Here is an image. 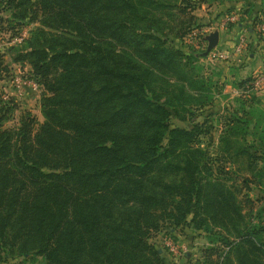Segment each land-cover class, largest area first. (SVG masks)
I'll use <instances>...</instances> for the list:
<instances>
[{
  "label": "trees",
  "instance_id": "obj_1",
  "mask_svg": "<svg viewBox=\"0 0 264 264\" xmlns=\"http://www.w3.org/2000/svg\"><path fill=\"white\" fill-rule=\"evenodd\" d=\"M207 1L0 0L5 29L39 23L9 50L45 91L44 121L26 111L9 127L17 104L0 93V264H170L152 238L189 228L210 244L196 264H264L246 193L264 185V125L226 107L211 155L199 54L175 44ZM219 1L216 20L241 15L228 32L262 38L253 0ZM10 72L0 54V80ZM229 162L252 176L233 180Z\"/></svg>",
  "mask_w": 264,
  "mask_h": 264
},
{
  "label": "rangeland",
  "instance_id": "obj_2",
  "mask_svg": "<svg viewBox=\"0 0 264 264\" xmlns=\"http://www.w3.org/2000/svg\"><path fill=\"white\" fill-rule=\"evenodd\" d=\"M224 6L225 5H223V3H221L219 0H208L207 2L203 3L202 7L197 9L195 12L202 23V26L196 29L208 30V28L211 26L216 27L215 25L217 20L215 16L217 14L220 15L219 12L222 11ZM11 18L12 16L10 15L9 11H0L1 30L7 31L8 29L5 28H13V22L11 21ZM37 26H39V23L34 21L26 22V24L21 25L20 27L27 28L30 30V32H32ZM243 30L244 29H242L240 33H242ZM223 31L224 30H220L222 42L220 41L221 43L213 48V50H211L208 54H205V52L209 43L206 46L205 51L191 47V33H189L182 41L175 40L176 46H183L186 50H196L199 54L192 63L191 67L194 69L193 73L191 74L194 83L203 85L206 94H209L213 99L212 105L209 108H211L214 112H217L209 124L210 126L213 125V127L210 128L211 134L204 136V142L202 143V146L213 156H220L221 154L219 151V138L224 126L221 124L219 116L226 113V107L232 112L236 110L240 111L244 117L247 116L249 119H251V127L254 126V122L256 121L261 122L262 126L264 125V60L259 54H257L256 50L254 51L251 48V43L249 45L250 47L248 46L249 49L243 52L242 55L237 56L235 59L234 56L236 55L233 54L227 59L222 58L219 53H223L226 49L230 50L233 45L231 42L224 40ZM229 31L232 32V29ZM245 33L248 41L250 40L251 42L252 37L249 30H247ZM262 34H264L263 29ZM261 36L264 38V35ZM252 51L254 53L256 52L255 54L257 55L255 59L253 58V61L249 59V54ZM0 54L3 55L4 62H6V64L11 68L10 74H7L0 80V93L2 96L3 94H8L10 99H12L15 104H17V109H15L12 116L6 120V126L9 127L16 124L21 114L26 111L32 112L35 116H37L39 122H43L44 115L41 104L43 96L45 95V91L35 92L28 89L20 93L16 90L11 81L12 73L15 72H22L27 76L31 75V66L29 64H18L13 62V54L9 49L5 50V52L0 50ZM214 54L217 55L215 56ZM245 63L247 64L246 67L242 68L244 67L243 64ZM241 82H245V84L244 86L240 87L239 84ZM29 92L30 95L27 96ZM244 110H246L248 114H245ZM201 120H203V118H200V121ZM237 166L239 165H233L230 162L226 165L228 170H232V172H230L228 175L232 176L233 180L241 183L243 177L252 176L251 173H246L247 171L245 169L241 170L240 167ZM236 168L241 171L238 172L237 175L234 174L236 172ZM250 186L251 190H246V193H248L253 199L254 204L253 215L251 216V219L253 217L255 224H261L264 226V185L261 187L255 183H251ZM201 234L200 232L189 228L185 232L177 231L174 238L166 230H163L162 232L154 235L152 242L160 248V251H163L170 264H196L203 256V248L206 249V247L210 246L208 242V236L204 233ZM170 236L174 239L177 245L181 247L180 253L178 255L174 254L165 246V239L166 237ZM187 253H191V255L186 256ZM22 260L23 259H10L8 262H3L1 264H18ZM39 263L40 262H25V264Z\"/></svg>",
  "mask_w": 264,
  "mask_h": 264
},
{
  "label": "built area",
  "instance_id": "obj_3",
  "mask_svg": "<svg viewBox=\"0 0 264 264\" xmlns=\"http://www.w3.org/2000/svg\"><path fill=\"white\" fill-rule=\"evenodd\" d=\"M240 19H241L240 14L230 13L217 19L215 25L216 27L211 26L210 28H208V30L194 29L190 35V43L192 45L191 47L205 51L206 46L209 43L208 36L211 33L215 31H219L220 33V30H224V31L228 30L229 25L231 23L236 24L240 21ZM259 29L261 32L262 29L264 30V17H261ZM247 30H248L247 28H244L243 32L240 33V35L237 38V41L232 45L230 50L226 49L227 52L225 50L223 53L220 52L219 55L222 58L227 59L232 54L237 55L245 52L248 49V46L250 45L245 33ZM30 33H31L30 30L23 27L16 29V32H13L11 30L5 31L0 29V50L5 52V50H8L11 46L23 44L24 41L30 37L31 35ZM214 55L216 56L217 54ZM11 81L13 86L20 93L28 89L35 92L43 91L42 86L35 78H33V76H27L22 72L13 73ZM3 98L5 100H9L10 96L8 94H3ZM165 246L174 254L178 255L180 253L181 247L177 245V243L174 241V239L171 236L166 237Z\"/></svg>",
  "mask_w": 264,
  "mask_h": 264
},
{
  "label": "crops",
  "instance_id": "obj_4",
  "mask_svg": "<svg viewBox=\"0 0 264 264\" xmlns=\"http://www.w3.org/2000/svg\"><path fill=\"white\" fill-rule=\"evenodd\" d=\"M253 1L255 2V5H256V11H258V12L262 11L263 14L261 17H264V0H253ZM240 32H241V30L236 28V27L232 29V32H230V31L228 32V30H225V31H223V38H224V40H227V41L231 42L232 44H234L235 43L234 41H237L236 38H238V34ZM251 37H252V39H251L252 41L250 42V40H249V44L251 43V46H252L251 48L254 51L256 50L257 54H259L261 56V58L264 60V38H263V36L261 39L255 38L252 35H251ZM220 41L222 42L221 36H220ZM220 41H219V43H221ZM223 43H226V42H223ZM255 53L253 51L250 52V54H249L250 60L253 61V58L255 59V57L257 56ZM242 54L243 53L237 54L236 56H234V59L237 56H240ZM246 65L247 64L245 63V64H243L244 67H242V65H241V67L245 68ZM29 95H30V92L28 93L27 96H29ZM201 236H202V234H201Z\"/></svg>",
  "mask_w": 264,
  "mask_h": 264
},
{
  "label": "water",
  "instance_id": "obj_5",
  "mask_svg": "<svg viewBox=\"0 0 264 264\" xmlns=\"http://www.w3.org/2000/svg\"><path fill=\"white\" fill-rule=\"evenodd\" d=\"M208 41H209V45H208V48H207L205 54H208L211 50H213V48H215L219 44V41H220L219 31H215V32L211 33L208 36Z\"/></svg>",
  "mask_w": 264,
  "mask_h": 264
}]
</instances>
